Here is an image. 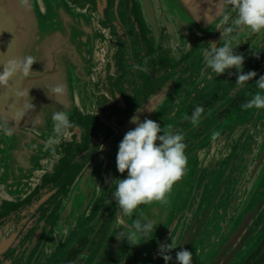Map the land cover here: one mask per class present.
Wrapping results in <instances>:
<instances>
[{"label": "water", "instance_id": "water-1", "mask_svg": "<svg viewBox=\"0 0 264 264\" xmlns=\"http://www.w3.org/2000/svg\"><path fill=\"white\" fill-rule=\"evenodd\" d=\"M132 1L133 14L156 48L166 42L177 46L191 38L187 31L194 6L202 7L206 20L230 15L235 7L227 0ZM114 5L115 0H0V215L29 200L70 160L74 163L88 124L103 134H113L59 196V222L49 235L59 238V256L92 226L95 218L89 215L113 201L112 181L120 178L114 171L119 144L135 127L130 118L122 123L133 100L123 87L122 42L112 18L117 10ZM200 15L201 11L202 21ZM28 57L33 58L31 64ZM57 87L62 92L54 91ZM56 112H65L73 127L57 130L52 119ZM235 115L224 124L220 141H233L238 127L254 118L244 141L264 156V109ZM259 165L262 162L255 164ZM139 213L141 207L131 216L117 208L107 234H116L118 239L106 264H166L159 245L171 243V238L177 248L169 253L168 264H178L176 254L187 248L184 232L190 230L184 224L185 212L176 214L181 217L172 228L167 222L169 213L161 210L153 221L155 236L161 240L149 235V240L140 238V245L131 246L125 240L140 220ZM30 216L27 211L8 227L18 229ZM193 264L205 263L193 259Z\"/></svg>", "mask_w": 264, "mask_h": 264}, {"label": "flooded vegetation", "instance_id": "flooded-vegetation-1", "mask_svg": "<svg viewBox=\"0 0 264 264\" xmlns=\"http://www.w3.org/2000/svg\"><path fill=\"white\" fill-rule=\"evenodd\" d=\"M114 6L117 10L112 18L122 42L123 87L133 100L122 123L139 114L161 127L171 125L174 132L184 136L187 166L193 156L199 162L193 175L187 174L186 169L182 177L183 181L196 183L195 194L185 208L184 224L187 222L190 227L184 232L186 249L193 252V259L205 264H264V156L256 152L252 143L244 141L251 133L254 118L238 127V136L233 141L200 144L218 125L240 111L246 112L248 109L241 106L261 92L255 80L264 75V31L252 33L241 28L226 38L235 51L244 55V72L257 73L255 80L240 85L236 83L235 69L218 76L204 61V50L214 43L217 47L223 43L220 33L231 20L229 24H223L217 16L206 20L202 7L194 6L187 31L191 38L177 46L171 47L166 42L156 48L133 14V1L115 0ZM200 11L202 21L198 17ZM230 16L235 19V7ZM206 26L210 29L202 32ZM145 68L147 71L142 70ZM197 106L203 108V113L198 125H193L190 118ZM112 135L88 124L74 163L70 160L60 174L47 180L29 200L0 215V264H106L109 261L117 240L116 234L114 237L107 234L117 212L114 200L89 215L95 218L92 226L64 256H59V238L49 235L59 222L61 192ZM199 145L201 148L197 150ZM261 162L257 168L255 164ZM27 211L31 216L18 229L8 227L11 220Z\"/></svg>", "mask_w": 264, "mask_h": 264}, {"label": "clouds", "instance_id": "clouds-1", "mask_svg": "<svg viewBox=\"0 0 264 264\" xmlns=\"http://www.w3.org/2000/svg\"><path fill=\"white\" fill-rule=\"evenodd\" d=\"M234 5L236 17L232 19L229 14L222 18L223 24H231L221 34L223 43L219 47L214 43L210 48L204 50V61L209 69L218 76L224 75L232 69L236 70V83L244 85L255 80V71L244 72L245 57L238 53L230 41L226 38L229 34L241 28H246L252 33L264 31V0H227ZM33 62L32 57L27 58V63ZM147 71V69H142ZM261 90L241 107L245 109H264V75L255 80ZM62 87L54 89L62 92ZM148 110V109H147ZM149 112H152L148 110ZM203 108L197 106L191 116V123L198 125ZM57 130L73 127L65 112H56L52 117ZM185 119H189L185 117ZM130 123L135 127L127 131L119 144L116 155V167L126 178L114 179L113 200L117 208L125 215L131 216L140 206L149 205L154 202L167 204L173 186L185 175L188 157L186 155L187 145L184 136L179 131H173L171 125H161L145 118L140 120L139 115L134 114ZM219 133H213L215 138ZM153 221L144 218V222L137 220L134 228L127 233L126 240L129 245H140V238L144 241L155 232ZM118 239V238H117ZM176 243L171 238V243L160 244L159 251L162 258L168 264L172 259L169 253L176 249ZM178 264H193V252L182 248L176 254Z\"/></svg>", "mask_w": 264, "mask_h": 264}, {"label": "rangeland", "instance_id": "rangeland-1", "mask_svg": "<svg viewBox=\"0 0 264 264\" xmlns=\"http://www.w3.org/2000/svg\"><path fill=\"white\" fill-rule=\"evenodd\" d=\"M202 32H208V29H202ZM230 119H228L225 122L218 125L210 134H208L205 138H203L201 140L200 144L203 145L204 143H207V142H215V141L217 142V139H219L218 141H220L222 138L221 132L223 130V126H224V124H227L230 121ZM244 123H246V122H244ZM213 133H219V135H217L214 138ZM201 145L198 146L197 150L201 148ZM197 157H198V155H197ZM188 165L189 166H187V168H186L187 174L193 175L194 174L193 173L194 168L198 167V165H199V162H198L196 156H193V161H190V163ZM114 171L117 172L118 170L116 168H114ZM126 176H127V173H125L123 176H121V174H120V178H118V179L126 178ZM194 184H196L195 181H192V183H190L187 180L182 181L179 184H175L173 186V190L169 196V202L166 205L158 203V202L154 203L153 206L145 207L146 205H142V206H140L142 213H139L137 215V217H139L142 222H144L145 217L148 220L154 221L156 219V217L160 216L161 210L162 211L167 210V212L169 213V215L167 217V219H168L167 222H169L168 223V224H170L169 226L172 225L171 227L173 228V226L176 223H179V219L181 217V215H176V214L177 213L183 214L184 212L186 213L185 208L189 204V199L195 194ZM110 185H111V183H110ZM112 187H114V184ZM73 201L75 203V202H77V199H75ZM85 210L86 209L83 210V213L85 212ZM173 213H174V216L176 215L175 217L172 216ZM158 230H159V228H158ZM155 233H156V231L155 232L153 231L152 234H150L152 236L153 240L160 241L161 237L155 236Z\"/></svg>", "mask_w": 264, "mask_h": 264}]
</instances>
